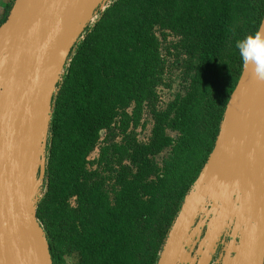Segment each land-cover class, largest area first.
Returning a JSON list of instances; mask_svg holds the SVG:
<instances>
[{
	"label": "trees",
	"instance_id": "obj_1",
	"mask_svg": "<svg viewBox=\"0 0 264 264\" xmlns=\"http://www.w3.org/2000/svg\"><path fill=\"white\" fill-rule=\"evenodd\" d=\"M263 14L264 0H113L85 30L53 97L36 205L52 264L68 255L76 264H156L240 76L235 42L256 32ZM220 68L222 84L211 79ZM172 70L181 91L162 108L157 89ZM208 77L201 134L198 97ZM144 113L151 129L140 142L128 130ZM201 139L205 156L188 181L182 169L172 181L157 173L159 154H194Z\"/></svg>",
	"mask_w": 264,
	"mask_h": 264
},
{
	"label": "water",
	"instance_id": "obj_2",
	"mask_svg": "<svg viewBox=\"0 0 264 264\" xmlns=\"http://www.w3.org/2000/svg\"><path fill=\"white\" fill-rule=\"evenodd\" d=\"M112 1L14 0L0 25V264H52L35 216L52 101L85 30ZM198 213L212 218L193 251ZM224 227L231 240L213 264H264V82L244 65L156 264H209Z\"/></svg>",
	"mask_w": 264,
	"mask_h": 264
},
{
	"label": "rangeland",
	"instance_id": "obj_3",
	"mask_svg": "<svg viewBox=\"0 0 264 264\" xmlns=\"http://www.w3.org/2000/svg\"><path fill=\"white\" fill-rule=\"evenodd\" d=\"M14 0H0V25H1V21L4 17L7 16L8 12H9V6L12 5ZM242 21H239V25H241ZM170 38H168L169 40ZM224 61V60H222ZM222 61H220V66L223 64ZM223 71L220 68V70H216L215 74L211 77V79H218L221 77V84L226 82L225 77H222ZM164 84L160 85L157 89V95H158V106L159 107H164L168 102H170L174 95L179 93L181 91V85H180V80H179V73L176 70H172V72L169 74L167 73V75L164 76ZM210 81V78L208 77L206 82L204 83V87L203 90L201 89V92L199 94V111L201 112V114L199 113L197 115V120L198 121V126H199V132L201 134L204 133V127L202 124L203 121V110L205 108V103H206V96L205 93L206 92H211L213 90V86H209L208 87V83ZM150 129H151V121L149 118V115L147 113L142 114V117L140 119V123L139 125H137V127L135 129L130 128L128 130V134L134 136L135 139H137L140 142H144L146 141V139L149 136L150 133ZM172 136L174 138H176L177 134H172ZM121 138L120 136L116 138V142L119 141ZM202 139L199 141H196L193 145L196 146L198 149L196 151H192L194 154H191L188 151H185L183 153H173L171 151V149H166L165 151H163L161 154H159L156 158H155V164L157 167V170L159 174H164V175H168L169 176V180H175L174 176L177 173V171H180L181 169L183 171L186 172V181L189 180V178L195 174L193 172V167L195 166V164L197 163V158L200 157H204L205 156V152H202V148L203 144H202ZM190 148H192V146H189ZM99 149L96 148L93 152H91L87 158V160H90V162L92 160H96L98 157V151ZM208 157V156H207ZM207 159V158H206ZM89 167V165H88ZM173 183V182H172ZM171 185V183H170ZM169 185V186H170ZM170 189V188H169ZM174 190V189H173ZM45 190L42 189L36 196V205L39 204L40 200L42 199L43 195H44ZM170 203V202H169ZM70 204L74 205V198L70 200ZM171 204V203H170ZM180 208V207H179ZM179 210V209H178ZM164 211V210H163ZM178 213V212H177ZM177 215V214H176ZM175 218V217H174ZM174 220V219H173ZM173 222V221H172ZM172 224V223H171ZM171 226V225H170ZM170 229V227H169ZM168 229V230H169ZM65 263L66 264H76V260L75 257L73 255H68L65 257Z\"/></svg>",
	"mask_w": 264,
	"mask_h": 264
},
{
	"label": "clouds",
	"instance_id": "obj_4",
	"mask_svg": "<svg viewBox=\"0 0 264 264\" xmlns=\"http://www.w3.org/2000/svg\"><path fill=\"white\" fill-rule=\"evenodd\" d=\"M235 47L242 64L248 68L253 78L264 82V33L260 31L236 40Z\"/></svg>",
	"mask_w": 264,
	"mask_h": 264
},
{
	"label": "flooded vegetation",
	"instance_id": "obj_5",
	"mask_svg": "<svg viewBox=\"0 0 264 264\" xmlns=\"http://www.w3.org/2000/svg\"><path fill=\"white\" fill-rule=\"evenodd\" d=\"M211 218H212L211 213H208V214L198 213L197 218L195 220V225L198 223L201 224L199 227L200 236H199V239L197 240L196 239L197 234H196L194 239H192V242L195 243V247H194L193 251L196 250L200 240L203 238L205 231L207 229V225L210 222ZM230 240H231V229L228 227H224V229L221 231L220 235H218L216 237V240H215V243L213 246L214 253L211 255V261L209 264H211V262H215L219 258V256L223 253V249H224L225 245L226 244L228 245ZM189 249H190V247L186 249V252H189Z\"/></svg>",
	"mask_w": 264,
	"mask_h": 264
},
{
	"label": "built area",
	"instance_id": "obj_6",
	"mask_svg": "<svg viewBox=\"0 0 264 264\" xmlns=\"http://www.w3.org/2000/svg\"><path fill=\"white\" fill-rule=\"evenodd\" d=\"M98 17H99V14L95 17V20H97L98 19ZM211 264H213V262H211Z\"/></svg>",
	"mask_w": 264,
	"mask_h": 264
}]
</instances>
